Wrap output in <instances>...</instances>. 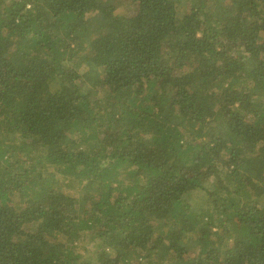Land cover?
Here are the masks:
<instances>
[{"label":"trees","instance_id":"trees-1","mask_svg":"<svg viewBox=\"0 0 264 264\" xmlns=\"http://www.w3.org/2000/svg\"><path fill=\"white\" fill-rule=\"evenodd\" d=\"M0 264H264V0H0Z\"/></svg>","mask_w":264,"mask_h":264},{"label":"rangeland","instance_id":"rangeland-1","mask_svg":"<svg viewBox=\"0 0 264 264\" xmlns=\"http://www.w3.org/2000/svg\"><path fill=\"white\" fill-rule=\"evenodd\" d=\"M214 183H215V182H214ZM222 228H224V227H222ZM220 232H221V234H222L224 231H223L222 229H218V231H215V230H214V233H215V234H218V233H220Z\"/></svg>","mask_w":264,"mask_h":264}]
</instances>
